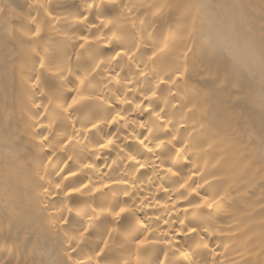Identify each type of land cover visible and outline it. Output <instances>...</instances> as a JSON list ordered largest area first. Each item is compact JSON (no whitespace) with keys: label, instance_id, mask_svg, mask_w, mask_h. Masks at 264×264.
I'll return each mask as SVG.
<instances>
[{"label":"bare ground","instance_id":"6f19581e","mask_svg":"<svg viewBox=\"0 0 264 264\" xmlns=\"http://www.w3.org/2000/svg\"><path fill=\"white\" fill-rule=\"evenodd\" d=\"M213 1L0 0V264H264V0Z\"/></svg>","mask_w":264,"mask_h":264},{"label":"rangeland","instance_id":"374dc122","mask_svg":"<svg viewBox=\"0 0 264 264\" xmlns=\"http://www.w3.org/2000/svg\"><path fill=\"white\" fill-rule=\"evenodd\" d=\"M12 0H10V2H11ZM213 2H217V0H214ZM226 59V58H225ZM228 62V64L230 63H232V64H234V65H236L237 64V62L234 60V59H226ZM46 88H48L47 90L49 91L50 89H49V87L47 86V84H46V86H45ZM9 93V92H8ZM9 96H11V97H14L15 96V94H14V92H11V93H9L8 94ZM7 95V96H8ZM239 116V114H237V115H234V114H230V112H227V113H224V114H221V119L222 120H228V119H230V118H237ZM259 177H260V179L258 180V181H261V182H264V181H262V180H264V172H262V173H259V175H258ZM247 178V177H246ZM258 183H260V182H258ZM260 187L261 188H264V184L263 183H260ZM254 202H256V201H254Z\"/></svg>","mask_w":264,"mask_h":264}]
</instances>
